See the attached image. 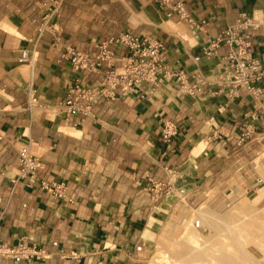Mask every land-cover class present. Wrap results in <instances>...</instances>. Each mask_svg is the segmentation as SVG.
Segmentation results:
<instances>
[{
  "label": "crops",
  "instance_id": "1",
  "mask_svg": "<svg viewBox=\"0 0 264 264\" xmlns=\"http://www.w3.org/2000/svg\"><path fill=\"white\" fill-rule=\"evenodd\" d=\"M52 1L0 0V245L25 240L47 252L30 264H148L197 210L221 214L257 196L264 81L259 105L242 91L230 96L226 47L204 52L243 14L261 20L264 0H62L58 16L44 20ZM177 3L185 18L172 11ZM45 22L56 31L39 32ZM120 34L161 42L165 64L185 82H142L126 94L117 87L91 115L66 116L61 101L75 79L93 85L100 74H77L60 54L104 48L118 69L127 55L112 42ZM249 35V52L264 69V27ZM22 51L28 57L20 62ZM165 121L177 127L168 143ZM245 127L262 136L238 145ZM25 146L40 167L21 176L17 154ZM148 178H171L174 188L156 195ZM42 183L62 184L64 197ZM0 264L22 263L0 256Z\"/></svg>",
  "mask_w": 264,
  "mask_h": 264
},
{
  "label": "built area",
  "instance_id": "2",
  "mask_svg": "<svg viewBox=\"0 0 264 264\" xmlns=\"http://www.w3.org/2000/svg\"><path fill=\"white\" fill-rule=\"evenodd\" d=\"M170 0H158V3L168 4ZM62 0H53V9L50 15L44 16V20L57 17ZM172 11L185 18L180 3L172 7ZM264 27V17L261 20L254 21L244 14L236 20L234 25L227 28L224 33L214 39L208 40L205 48V56L214 55L221 46L226 47V53L222 57L223 72L229 73L227 79L230 88L229 95L232 96L240 91L247 94L255 103L259 105L262 99V89L259 84L264 81V69L261 61L255 57L249 49L251 47V38L249 32ZM39 32H55L56 29L43 23ZM56 41H58L56 39ZM112 42L124 47L127 55L121 60L120 68L113 69L116 61L114 55L108 50L102 48L96 55L89 56L85 53L78 52L72 48L66 47L60 54L62 60L66 61L73 72H92L99 73L100 80L93 85H85L75 79L69 87L67 96L61 101L65 114L68 117L78 115H91L92 104L98 98H112L115 95L117 87L122 93L136 92L142 82L151 84L159 88L164 82L175 80L181 85L185 82V77L181 71L174 70L165 64L161 51L164 49L162 43L152 39L138 38L131 34H120ZM28 54L22 51L19 61H26ZM197 59V58H196ZM106 65V70L102 71V65ZM222 80V78H221ZM35 101L31 97V104ZM177 133V127L169 121H165L161 127V140L168 143ZM255 134L253 129L245 127L244 132L237 140L238 145H242L251 137H260ZM18 162L21 176L32 175L40 163L35 158L28 146L18 151ZM152 191L156 195H166L174 188V180L169 179L167 183H157L148 178ZM42 188L52 193L58 198L64 197L65 188L62 184L42 183ZM199 227V222H195ZM0 256L9 258L16 263L30 264L33 261H40L47 257V252L33 242L21 240L16 245H0Z\"/></svg>",
  "mask_w": 264,
  "mask_h": 264
},
{
  "label": "rangeland",
  "instance_id": "3",
  "mask_svg": "<svg viewBox=\"0 0 264 264\" xmlns=\"http://www.w3.org/2000/svg\"><path fill=\"white\" fill-rule=\"evenodd\" d=\"M262 146H263V153L261 155V166L259 168V171L264 178V139L262 142ZM263 189L260 190L259 192L264 191ZM258 194L255 198L249 201H245V203L240 205L242 206L243 211L242 210L232 211L234 207L233 205L230 206L225 212L221 214H214L209 212L214 219H206V218L201 219V217L197 215V218H195L192 223H186L182 225L176 231H174L169 237L161 240L159 246L156 248L153 255L149 258L148 264H171V262H175V261L177 262V260H181V259L182 261L180 262L178 261L181 264H194L196 262L193 261L191 263V260L194 259L193 257L188 256L189 251H187V249L189 250L190 247L200 244L201 250H205L201 246V244L204 241H209L212 245L219 243L220 245L219 248H221L220 250H223L230 257L232 256L234 258H237L238 256H240L239 252L240 253L244 252L245 256L249 258L248 261L252 262V263L250 262L251 264H264V260H263L264 259V242H263L264 241V215H263L264 209H262L264 208V200H263L264 198H262L261 200V197L264 196L260 197ZM256 201L258 203H256ZM254 203H256L257 207L254 206L255 205ZM247 211H253V212L258 211L257 214L255 215L256 221L258 220L257 228L256 231L251 230L247 232V234L245 233L244 234L245 236L242 234L241 236L242 244L240 245L235 239V236H237L239 233L238 227L233 229L232 232L226 234H221V233L226 228L225 224L234 225L239 219L248 215L247 213L249 212ZM205 221L208 223V225ZM195 222H200L199 223L200 226L196 227ZM223 225H225V227ZM217 236L219 237L220 240L217 238ZM220 236H224V237H220ZM230 238L232 241H235L236 243L230 241ZM213 241L215 242L213 243ZM189 243L190 245H188ZM223 243L224 246H226V248L223 247ZM235 244H237L238 246H235ZM237 247H241V248H237ZM244 248L246 250H244ZM237 249L239 252L237 251ZM247 250H249V252ZM250 251L252 252L250 253ZM252 253L254 255H252ZM255 253L257 256H259L258 254H260L261 257H257ZM253 256L254 259L252 258ZM248 261L244 262V264H249ZM205 263L216 264L209 257L206 259Z\"/></svg>",
  "mask_w": 264,
  "mask_h": 264
},
{
  "label": "bare ground",
  "instance_id": "4",
  "mask_svg": "<svg viewBox=\"0 0 264 264\" xmlns=\"http://www.w3.org/2000/svg\"><path fill=\"white\" fill-rule=\"evenodd\" d=\"M264 190V189H263ZM260 197L261 196H264V191H261V192H259V194H258ZM262 198H264V197H261V200H262ZM264 200V199H263ZM243 203H245V201L244 202H241L239 205H235L234 207H233V209H232V211H241L243 208H242V206H240L241 204H243ZM256 203H258L257 201H256ZM256 203H254L255 205L254 206H256L257 207V205H256ZM261 206H262V204H261ZM262 209H264V208H262ZM243 211V210H242ZM247 212H249V213H247L248 215H246L245 217H243V218H241V219H239L234 225H229V224H225L226 225V228L222 231V233L221 234H226V233H229V232H232L233 231V229H235L236 227H238V229H239V233H238V235L237 236H235V239H236V241L238 242V244H242L241 243V236H242V234L244 235L245 233L247 234V232H249V231H251V230H253V231H256V228H257V221H256V214H257V212H253V211H247ZM196 214L199 216V217H201V219H203V218H206V219H214L213 217H212V215L208 212V211H206V210H204V209H199V210H197L196 211ZM263 215H264V212H263ZM258 219V218H257ZM217 220V219H216ZM260 220V219H259ZM206 222V221H205ZM218 222V221H217ZM260 222H262V221H260ZM200 223V222H199ZM207 223V222H206ZM205 223V224H206ZM219 223V222H218ZM263 224V223H262ZM207 225H208V223H207ZM225 225H223L224 227H225ZM237 230V229H236ZM219 236V235H218ZM217 236V238L219 239V237ZM225 236V235H224ZM224 236H220V237H224ZM234 236V235H233ZM245 236V235H244ZM254 237V236H253ZM228 238V237H227ZM208 239V238H207ZM216 239V238H215ZM220 240V239H219ZM254 240H256V239H254ZM216 241V240H215ZM215 241H213V243L215 242ZM230 241H232L231 240V238H230ZM192 242H194V241H192ZM191 242V243H192ZM224 242V241H223ZM232 242H234V243H236L235 241H232ZM264 242V241H263ZM188 245H190V243L188 244ZM226 245V244H225ZM201 246L205 249V250H201V247H200V244L199 245H195V246H192V247H190L189 248V250L187 249V251H189L188 252V256H190V257H193V259L194 260H191V263L193 262V261H195L196 263H194V264H207V263H205V261H206V259L209 257V258H211L216 264H244V262H246V261H248V259L249 258H247L246 256H245V253L244 252H239L238 251V249H237V251L239 252V254H240V256H235V257H237V258H234V257H230L228 254H226L223 250H220L221 248H219L220 247V245H219V243L217 244H211L209 241H204L202 244H201ZM235 246H238L237 244H235ZM223 247L224 248H226V246H224V243H223ZM234 247V246H233ZM223 248V249H224ZM237 248H241V247H237ZM225 250V249H224ZM244 250H246L245 248H244ZM248 252H249V250H247ZM253 251H254V249H253ZM252 251H250V253H251ZM249 253V254H250ZM233 254V253H232ZM230 255H231V253H230ZM234 255V254H233ZM252 255H254L253 253H252ZM255 255H256V253H255ZM259 256H257V257H261L260 256V254H258ZM253 259H254V256L252 257ZM176 260V259H175ZM264 260V259H263ZM180 261H182V259L181 260H177V262L175 261V262H171V264H181V263H179ZM255 261V260H254ZM261 261H262V259H261ZM249 262V261H248ZM247 262V263H248ZM251 262V261H250ZM249 262V264H251ZM254 263V262H253Z\"/></svg>",
  "mask_w": 264,
  "mask_h": 264
}]
</instances>
